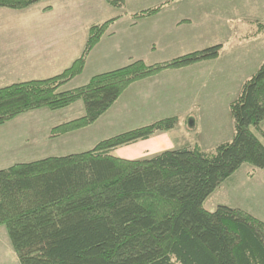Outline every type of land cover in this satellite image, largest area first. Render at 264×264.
<instances>
[{
    "label": "trees",
    "instance_id": "16d2710c",
    "mask_svg": "<svg viewBox=\"0 0 264 264\" xmlns=\"http://www.w3.org/2000/svg\"><path fill=\"white\" fill-rule=\"evenodd\" d=\"M43 0H0L25 9ZM122 8L126 0H106ZM162 5L135 13L144 18ZM118 17L92 25L80 56L61 73L0 87V126L27 112L82 101L84 114L51 131L55 138L95 123L134 82L218 58L216 44L173 59H142L61 90L81 74ZM261 28L264 24L260 23ZM234 133L205 150L187 144L144 159L112 151L174 129L177 116L101 140L93 148L0 169V226L21 264H264V221L205 200L243 165L264 168V61L230 104ZM261 135V136H260Z\"/></svg>",
    "mask_w": 264,
    "mask_h": 264
},
{
    "label": "rangeland",
    "instance_id": "374dc122",
    "mask_svg": "<svg viewBox=\"0 0 264 264\" xmlns=\"http://www.w3.org/2000/svg\"><path fill=\"white\" fill-rule=\"evenodd\" d=\"M170 1L172 0H126V3L122 8H117L108 4L106 0H91L90 3H88L86 0H43L25 9L0 7V87L22 80L47 78L49 76L55 75L62 69L64 70V66L67 65L70 53L67 57L62 58L61 62L54 64L56 68L51 66L48 71H43L42 73L35 72L33 74V71H30L27 68L21 71L20 61H16L15 63V54L19 52V50L23 47V44H29L30 40H33L36 37H46L47 31L36 29L35 27L38 25L49 24L58 21L69 23L70 34L67 35L66 38H63V40L64 42L66 41V43L72 45L71 54L74 56L75 52L79 54L78 52L82 50L84 45L86 46L85 43L88 39L89 30L92 25L104 23L105 21L115 17L119 18L122 16V14L124 16L131 11L132 12L130 15L133 17L135 13L155 6L162 5L163 9ZM189 1L183 5H211L214 7L228 8L229 12L223 11V15L221 14L223 17H221L220 20H217V18H211V20L203 24L206 25L208 29H204L201 31L200 35L198 34L196 37V46L184 47L189 45L187 43L178 46L179 43L174 42V46H169L167 50L162 49L154 54L155 58L157 59L144 57V60H147L145 62L149 64L155 62H164L192 51L200 50L216 44H221L222 49L220 51V55L217 58L219 60L218 62H215V65H218L220 68L218 69L217 66H213V68H210V72L207 73L204 78H207L210 81H213L214 79L220 80V78L216 77V74H220V72L225 69L228 63H231L233 60H238L236 53L240 50L237 54L240 57V69L235 74V80H239L243 77V75L247 76V80L249 78L248 76L254 70H256L258 65L264 61V28H261L260 26V23L264 24V0H192L193 3H189ZM79 3H83L81 5L82 7H77ZM151 16L144 18H133L134 22H136L138 19L143 20ZM228 22L230 23L227 24ZM110 27L108 31L110 30ZM75 28L76 31H74ZM198 41H202L203 43H198ZM127 43H129V41H127ZM122 44H124V42H122ZM132 48L133 47H127L128 50H132ZM168 50H172L175 55H173V57H169V55L166 53ZM243 53L245 58L242 57ZM99 56L100 55L98 53V55L95 57L99 58ZM241 57L244 58L243 60L246 61V63L241 60ZM71 62L68 64L70 65ZM127 62L128 61H126V59L123 61L120 59L111 61L105 59L102 61H97L95 58H92V62H90V65L86 68V70L84 68V73L82 72L83 74L81 73L73 78L70 82L63 86L61 90H67L81 86L87 83L93 75L100 73L101 71L120 68L121 66L127 64ZM203 70L205 69L203 68ZM203 75H205L204 72ZM235 80H229L228 83L225 82V87L221 91V96L219 95L218 100L214 99L213 105H215V108H218V110L215 112V115L220 121H218L219 126L218 124H212L208 126L211 132L209 141L202 142V140H200V144L206 147V150H212L214 148L207 147V145L209 143L210 145L214 144L213 142L217 141L218 135L215 132L217 130H221L222 125L223 129L228 133L230 121L231 125L233 123L234 127V122L230 116L231 113L229 108H224V106L227 100V94H231L233 88L235 89ZM221 87L222 86L219 85L218 89H221ZM133 98L134 95H132L129 101L130 104ZM201 100H203V98ZM234 100H232L230 104ZM131 106L134 107V110L131 109L130 111L126 109L125 106H122V109L120 108V105L113 108L112 110L111 107L95 123L89 125V127H91L89 133L90 139H92V141H96L99 138L101 140L105 138L107 139L119 134L122 132V130L125 131L127 126L132 124V120H141L157 113L156 111H151V115L149 116L150 111L144 109V107H141V103ZM198 106L201 105L198 104ZM140 107L141 109H138ZM225 112H229V122L225 120ZM83 114L84 105L82 101H78L63 109H40L27 112L6 124L7 126L0 132V136L2 135L5 137H0V143L3 142L7 144L5 145L8 146L7 151H11L13 154L11 157L15 156V158L27 160L28 162L34 160L36 156L41 155L42 152H37L38 155L34 154L38 149L39 151H42V149L49 151V149L56 148V150H59V154H66V152H69L67 150H87L90 148L91 144L83 143V141L88 142V137L82 134L66 136L64 138L50 142L52 138L51 131L54 127L63 122L80 117ZM219 114H222V118ZM199 132L200 128L197 133ZM33 134L36 135V137H34ZM6 138H8V141H6ZM18 138H20L22 144L17 143ZM186 138H189V140L192 141L193 135L188 133ZM14 144L15 148L12 146ZM75 147L76 149H74ZM251 169L252 166L250 164L243 165L241 169L235 172L229 179L225 180L221 186H219L205 200L204 206L208 210L214 211L219 205H228L248 211L257 218L264 221V181L261 180L264 179V173L260 171L261 169H256L258 172L254 176V172L256 170L252 169V171ZM8 241L9 245L11 246L9 237ZM4 250L5 247L0 241V264H13L11 263V259L9 258L8 254H2Z\"/></svg>",
    "mask_w": 264,
    "mask_h": 264
},
{
    "label": "crops",
    "instance_id": "0c3cea01",
    "mask_svg": "<svg viewBox=\"0 0 264 264\" xmlns=\"http://www.w3.org/2000/svg\"><path fill=\"white\" fill-rule=\"evenodd\" d=\"M86 1L90 3L91 0ZM188 1L189 0H172L157 15L143 20L138 19L136 22H134V18L130 15L132 11L124 16L122 14V16H120L118 20H116L111 25L110 30L107 32V34L90 52L85 70L90 65V62H92V58H95L97 61H102L105 59H108L110 61L120 59L121 61H123L124 59H126V61H128V64L132 59L144 60V57L157 59L155 58L154 54L162 49L167 50L169 46H174V42L179 43L178 46L184 43L189 44L184 47L196 46V37L198 36V34L200 35L202 30L208 29L207 26L203 24L211 20V18H217V20H220V18L223 17L221 16V14L223 15V11L229 12L228 8L214 7L211 5L197 6L186 4L188 6H184ZM190 2L193 3L192 0H190L189 3ZM82 4L83 3H79L77 7H82ZM229 23L230 22H228L227 24ZM35 28L38 30H46L47 34L46 37H36L33 40H30L29 44H23V47L17 54H15V63L16 61H20L21 71L26 68L30 71H33V74L35 72L42 73L43 71H48L51 66H54V68H56L54 64L61 62L62 58L67 57L69 53L70 57L68 58L67 65H69L68 63H70L71 61L72 64L74 60L80 56L85 47L84 45L82 50L78 52L79 54L75 52V55L73 54L74 56H72V45L66 43V41L64 42L63 40V38H66V36L70 34V24L67 22L64 23L58 21L49 24H40ZM74 31H76V28L74 29ZM127 41H129V43H127ZM122 42H124V44H122ZM198 43L203 42L198 41ZM128 46L133 47L132 50H128ZM168 51L166 53L169 55V57H173V55H175L172 50ZM239 51H237L236 53L238 60H233L231 63H228L225 69L220 72V74H216V77L220 78V80L214 79L213 81H210L209 79L204 78V76H206V74L210 72V68H213V66H217L218 69L220 68L218 65H215V62H218L219 60L216 58V60L213 59L202 61L180 69H169L153 77L142 79L131 84L119 97L111 110L120 105V108H122V106H125L126 109L131 111V109L134 108L131 105H137V103H141V107H144V109L150 111L149 116L151 115V111H156L157 113L153 116L146 117L141 120H132V124L127 126L125 131L142 127L162 118L171 116H177L179 118V124L172 130L157 132L147 139L139 140L134 143L118 147L114 149L112 153L122 158L134 160L148 158L165 150L179 148L187 144H198L206 150L207 148L200 144V140H202V142L209 141L211 132L208 126L212 124H218L219 126L218 121L220 120L215 115V112L216 110H218V108H215L213 102L214 99L218 100L219 95L221 96V91L225 87V82L228 83L229 80H235V74L240 69V57L237 55ZM98 53L100 56L99 58H96L95 56L98 55ZM242 57L245 58L244 53ZM242 57L241 60L244 59ZM244 63H246V61H244ZM67 65L64 66V70L70 66ZM259 66L260 65H258V67ZM258 67L256 68V70L258 69ZM203 68L205 70H203ZM256 70H254L248 77L254 74ZM62 71L63 69L55 75L61 73ZM202 71L205 73V75H203ZM102 72L106 71H101L100 73ZM246 77L247 76L243 75V77L239 80H235V89L233 88L231 94H227V100L224 108H229L230 111L229 104L238 95L242 85L246 81ZM219 85L222 86L221 89H218ZM132 95H134V98L130 104L129 101ZM202 98L203 100H201ZM198 104H200L201 106H198ZM141 107L138 109H141ZM225 114V120L229 122V112H225ZM219 115L222 118V114ZM6 124L0 126V132L7 126ZM199 128L200 132L197 133ZM233 128V123L231 125V121L229 122V133L223 129L222 125L221 130H217L215 132L218 135L217 141H214V144L211 145L209 143L207 147H215L220 142L230 140L234 133ZM262 129L264 131V122ZM90 130L91 127L87 126L77 131L55 137L57 139L51 138L50 142H53V140L64 138L66 136L82 134L88 137V142L83 141V143L91 144L89 148L91 149L97 143H99L101 139L99 138L96 141L93 140V142L92 139H90ZM125 131L122 130V132ZM188 133L193 135L192 141H190L189 138H186ZM33 136L36 137V135L34 134ZM2 137L5 138L4 136ZM261 138L264 141V137ZM6 141H8V138H6ZM17 143L22 144L20 138H18ZM15 144L12 145L14 148ZM5 145L7 144L3 142L0 143V169L7 168L15 163L28 162L27 160L15 158V156L11 157L13 154L11 151H7L8 146ZM74 149H76V147ZM67 151L69 152H66V154L85 150ZM37 152L42 153L40 156H36L34 160L41 159L47 156L65 155L59 154L60 152L59 150H56V148L49 149V151L45 149L39 151L38 149L34 154L38 155ZM252 169L254 168L252 167ZM260 171L264 173V168ZM257 172V170L254 172V176L255 174H257ZM261 180L264 181V179ZM0 241L5 247V250L2 252V254H8L9 258L11 259V263L21 264L14 249H12L13 247L11 248L12 245L10 246L8 243L9 241L7 230L2 226H0Z\"/></svg>",
    "mask_w": 264,
    "mask_h": 264
}]
</instances>
